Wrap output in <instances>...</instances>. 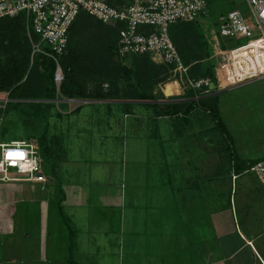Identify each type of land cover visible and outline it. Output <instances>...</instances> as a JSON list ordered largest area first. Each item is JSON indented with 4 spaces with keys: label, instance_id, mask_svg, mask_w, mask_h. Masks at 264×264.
Returning a JSON list of instances; mask_svg holds the SVG:
<instances>
[{
    "label": "crops",
    "instance_id": "0c3cea01",
    "mask_svg": "<svg viewBox=\"0 0 264 264\" xmlns=\"http://www.w3.org/2000/svg\"><path fill=\"white\" fill-rule=\"evenodd\" d=\"M217 38L205 39L209 56ZM74 99L49 108L57 113L49 130L56 129L59 152L51 181H0V264H70V258L76 264H264V184L250 172L236 174L228 154L211 155L203 135L208 120L194 122L189 115L181 127L144 101ZM119 125L125 185L114 196L107 179L93 178V154L83 145H92L95 133L114 140ZM131 140L145 142L137 163L128 158ZM60 190L75 230L72 252L57 212Z\"/></svg>",
    "mask_w": 264,
    "mask_h": 264
},
{
    "label": "rangeland",
    "instance_id": "374dc122",
    "mask_svg": "<svg viewBox=\"0 0 264 264\" xmlns=\"http://www.w3.org/2000/svg\"><path fill=\"white\" fill-rule=\"evenodd\" d=\"M207 3L206 16L201 20V26H199L200 31L204 37V40L209 38L214 40L216 35L219 41V45L223 49H228L239 45L242 40L237 42L229 41L220 37L218 33L219 22L218 18L220 14L226 12L230 9H238L242 13H247V5L245 0H205ZM91 21V20H90ZM89 23H78L72 30V46L73 55L77 61L76 73L78 79L87 88L92 86H99L100 82L103 83L102 87L106 93V76L110 73H116V86L113 87L112 93L108 98L112 99H125V96L129 93H133L137 96V101H144V103L149 106L152 110L155 105H167V104H184L182 110H184L191 100H196L195 96L200 94L202 97H213L215 96L213 104L218 108L219 114L224 121L227 132L230 135L231 142L223 135L216 127L215 121L209 114V112L202 106L196 107L189 115H192L190 119L194 122L203 120L209 123V132L203 135L209 136L208 151L212 156H217L225 152L234 151L245 154L244 149L248 152L250 156H262L264 154V77L254 79L252 81L246 82L242 85H233L228 87L229 89L220 90L214 76V67L216 63L213 62L208 57L207 44L205 49L200 48L195 45L194 40L182 36V44L185 45L186 52L193 54L191 56L192 60L200 59L201 62L213 73L214 81L210 80L212 87L203 86L201 89H191L195 92L194 97L190 96V91H186L183 88L181 80L172 73L167 76H162L165 72L164 67L161 69L156 68L151 63L145 60V58H135L131 62L125 61L126 64H130V68H126L122 72L120 69L125 63L117 62L115 55L109 54V49L107 48V41L113 37L110 28L113 23H103L100 24L98 21L93 20ZM182 24H188L189 22H180ZM178 23V25H180ZM106 30V32H104ZM191 41V42H190ZM190 43L192 46H190ZM42 48L46 47L42 43ZM34 60V66L35 62ZM30 64L28 70L32 67ZM9 63L5 56H0V79H5L10 73ZM36 67L32 69L35 70ZM38 68V67H37ZM38 70V69H37ZM96 77V78H95ZM95 78V79H94ZM24 79V78H23ZM22 79V80H23ZM29 80V84L25 86L26 95H35L39 86V78L34 76ZM178 80L181 89L177 93L165 94L164 89L166 84L171 81ZM153 87L148 90L149 85ZM190 89V88H189ZM88 91V90H87ZM148 93L152 95L151 99H142V95ZM8 91L0 92V141L10 142L12 140H33L37 143V151L41 158V169L42 172L50 175L51 167L53 162L57 163L58 152V142L56 136V129L49 130L52 123H56L55 118H57V113L51 112L49 108L55 106L59 101H64L66 97L56 94L53 100H42L34 97L23 98L8 96ZM135 98V97H134ZM66 101V100H65ZM75 102V101H72ZM45 103H49L51 106H44ZM71 103V101H69ZM68 103V104H69ZM46 109H45V108ZM45 109V111L43 110ZM50 110V111H49ZM43 112H45V118L42 117ZM53 115H50V114ZM148 112V114H152ZM99 116L102 113H98ZM97 114V115H98ZM96 115V116H97ZM52 116V117H51ZM152 116V115H151ZM187 116V117H188ZM51 117V118H50ZM172 119H178L179 126H183L184 123L181 120L187 119L178 118V116H170ZM176 121V120H175ZM74 123V122H73ZM76 123V121H75ZM50 125V126H49ZM95 122L93 123V126ZM161 132L165 131V122L161 124ZM46 127L45 139L49 142V150L45 141H43L39 136ZM117 128V127H115ZM93 130H95L93 128ZM117 133H115V139L107 137V141L104 138H100L94 134L92 145H83V151L86 153L93 154V178L98 181V183L107 179L109 183L112 184L113 195L118 193L121 196L122 190L124 188V183L121 180V168L123 166V159L125 158L126 145H124L125 150H122V129L118 126ZM186 132L188 131L185 130ZM124 132V131H123ZM184 132V131H183ZM125 134V132H124ZM183 134V133H182ZM166 134L162 133V136ZM201 133H199V136ZM49 136V138H48ZM48 138V139H47ZM164 138V137H163ZM100 140V141H99ZM120 140V141H119ZM256 143H258L257 148ZM145 142L144 141H133L131 140L128 148V158H131L133 162L140 161V155L145 152ZM79 146V145H78ZM87 146V147H85ZM151 147V146H150ZM201 147V146H200ZM207 147L205 144L203 148ZM156 150L158 145H155L152 149ZM75 151V150H74ZM80 152V149L79 151ZM154 152V151H153ZM224 154V153H223ZM226 155L228 153H225ZM247 155V156H248ZM106 159H112L113 165L106 163ZM138 159V160H135ZM123 161V162H122ZM125 163V162H124ZM125 165V164H124ZM232 165V164H231ZM213 168V167H211ZM8 176L13 177L16 172L14 169L10 168L7 172ZM109 175V176H108ZM248 176H254L251 172L247 174ZM252 176V177H253ZM256 179V178H255ZM112 181V182H111ZM123 184V185H122ZM57 240L56 234H51L48 238V242L55 246Z\"/></svg>",
    "mask_w": 264,
    "mask_h": 264
},
{
    "label": "built area",
    "instance_id": "2783aa9c",
    "mask_svg": "<svg viewBox=\"0 0 264 264\" xmlns=\"http://www.w3.org/2000/svg\"><path fill=\"white\" fill-rule=\"evenodd\" d=\"M245 2L248 7L245 14L238 9L220 14L217 33L229 41L243 42L228 49L214 43L209 56L217 64L214 67L217 79L218 72L229 78L237 77V81L231 84L264 77V0ZM20 12L25 13V31L31 47L30 64H34L37 55H43L54 63L53 82L57 95L65 80L60 57L66 53L69 29L80 13L105 24L121 25L115 58L122 63L127 57L146 54L156 64L171 66L170 72L181 80L184 89L197 90L210 85L209 78L188 76V66L183 63L169 34V27L175 22L198 20L202 23L207 12L205 0H126L121 5L109 4L106 0H0V18L13 17ZM42 43L46 47L42 48ZM198 98L196 95L195 99ZM10 168L18 176H8ZM244 172H252L264 184V157ZM19 179L42 183L51 181V177L42 172L36 141L0 143V181Z\"/></svg>",
    "mask_w": 264,
    "mask_h": 264
},
{
    "label": "trees",
    "instance_id": "16d2710c",
    "mask_svg": "<svg viewBox=\"0 0 264 264\" xmlns=\"http://www.w3.org/2000/svg\"><path fill=\"white\" fill-rule=\"evenodd\" d=\"M109 4L113 5H121L126 3V0H106ZM207 5V3H206ZM96 20L100 24H103L101 21L97 20L94 17H91L85 13H80L76 20L73 22L69 29V43L66 50V53L63 54L60 57V62L65 74V80L61 83L59 87V94L66 97V98H77V99H112L108 98L113 90V87L116 86V73H110L108 76H106V93L104 92V88L102 87V84L100 82L99 86H94L92 83V86L87 88L85 85H83L78 79L76 69H77V61L75 56L73 55V46H72V30L78 23H89L91 20ZM90 21V22H91ZM181 21L175 22L170 25L169 27V34L170 37L185 65L188 66V76L191 78H209L210 80L214 81L213 73L210 71L204 64L201 62L200 59H196L195 61L192 60L191 56L193 55L191 52L193 50H190V52H186L185 45L182 44V40L180 38L182 36L187 37V40L192 39L195 42V45L198 47V45L203 47L205 49L206 41L204 40V37L200 31L199 26H201V23L198 20L189 21L188 24H182ZM180 23V25H178ZM110 32H112L113 37L110 38L107 41V48L109 49V54L115 55V48L116 43L118 40V30L120 28L119 23H113L110 25ZM106 32V30H104ZM191 42V41H190ZM190 46L192 44L190 43ZM208 48V46H207ZM73 49V50H72ZM30 42L28 40V37L26 35L25 31V13L20 12L16 16L13 17H3L0 18V56H5L7 59V62L9 63L10 73L8 76L5 77V79H0V92L1 91H8L9 97H23V98H30L34 97L37 99L42 100H53L56 97V91L55 86L53 82V71H54V63L47 57H44L43 55H37L35 58V66L34 64L32 66L36 67L34 71L32 67L30 70H28L29 65V55H30ZM209 50V48H208ZM207 50V52H208ZM209 56V53H208ZM145 58L146 61L151 63L153 66H155L158 69H161L164 67L165 72L162 76H169L171 74L170 69L171 66H165L164 64H156L152 62L148 55H133L130 57H127L125 60L131 62V60H135V58ZM119 62V60H117ZM121 62V61H120ZM130 64H123L120 69V72L125 70L129 67ZM38 67V68H37ZM38 69V70H37ZM36 76L39 78V86L38 90L35 93V95H26L25 93V86H27L29 83V80H32L31 78H34ZM24 78V79H23ZM96 78V77H95ZM94 78V79H95ZM23 79V80H22ZM154 85V82H152V86L149 85L147 88L150 90ZM201 89V88H200ZM88 90V91H87ZM186 91H190V96L195 95V92L191 89H186ZM142 99H151L152 95L148 93H144L142 95ZM135 97V98H134ZM213 97H202L200 94L199 98L196 100H191L187 105V107L182 110V106L184 104H167V105H155L156 109V115L157 116H178L180 118H185L190 114L196 107L199 105L204 107L213 120L215 121L216 127L218 130L225 135V137L231 142V137L229 133L227 132V129L225 127L224 121L221 118L218 108L213 104L214 98ZM125 99H137V96L133 93H129L125 96ZM44 106L49 107L51 106L49 103H45ZM45 108V107H44ZM43 110L45 111V109ZM45 118V112H43L42 117ZM45 133H46V127L39 136L43 141H45ZM228 153V156H230V159L233 162L232 168L236 174H242L250 165L255 163L258 159H244L239 157L234 150L232 149L231 152H225ZM52 177V176H51ZM60 199L57 203V212L60 217V220L62 221L63 225L65 226L67 235H68V244H69V251L72 252V249L74 247V234L75 230L69 220V218L66 216V214L63 211L62 208V201L64 199L63 191L60 190ZM70 264H76L71 258L69 259Z\"/></svg>",
    "mask_w": 264,
    "mask_h": 264
},
{
    "label": "bare ground",
    "instance_id": "6f19581e",
    "mask_svg": "<svg viewBox=\"0 0 264 264\" xmlns=\"http://www.w3.org/2000/svg\"><path fill=\"white\" fill-rule=\"evenodd\" d=\"M237 75V73H236ZM218 76H219V87H224L227 84H231L237 81V77L233 76V77H223V75L218 72ZM181 89L180 83L175 80V81H171L170 83L166 84L164 92L165 94H173V93H177V91Z\"/></svg>",
    "mask_w": 264,
    "mask_h": 264
},
{
    "label": "water",
    "instance_id": "95a60500",
    "mask_svg": "<svg viewBox=\"0 0 264 264\" xmlns=\"http://www.w3.org/2000/svg\"><path fill=\"white\" fill-rule=\"evenodd\" d=\"M209 86L212 87V83Z\"/></svg>",
    "mask_w": 264,
    "mask_h": 264
}]
</instances>
